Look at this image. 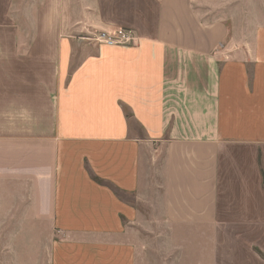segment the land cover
<instances>
[{
  "label": "crops",
  "instance_id": "obj_1",
  "mask_svg": "<svg viewBox=\"0 0 264 264\" xmlns=\"http://www.w3.org/2000/svg\"><path fill=\"white\" fill-rule=\"evenodd\" d=\"M106 1L0 0V264H141L156 223L185 264L232 238L254 264L223 229L264 226V24L234 41L203 19L223 0ZM119 27L136 45L90 35Z\"/></svg>",
  "mask_w": 264,
  "mask_h": 264
},
{
  "label": "rangeland",
  "instance_id": "obj_2",
  "mask_svg": "<svg viewBox=\"0 0 264 264\" xmlns=\"http://www.w3.org/2000/svg\"><path fill=\"white\" fill-rule=\"evenodd\" d=\"M108 2H110L109 11L114 13H122L124 7L128 8L131 6L129 0H107L106 3ZM206 12L204 11V20L221 18L227 21L228 26L230 27L231 39H234V41H243L246 39V36H249L256 30V28L264 24V0H223L222 6L219 9H216V12ZM118 18H127L132 21L135 19L138 21V18H134V16L130 14H125V16L121 15L118 16ZM92 30V34H90L91 36H96V34L100 32L99 29ZM95 31L97 32L95 33ZM146 217L149 219L147 214ZM232 225L231 228L230 226L227 227V224L223 231L227 232V230L229 231L228 228H230L236 233H247L249 235L248 238H251L252 240L243 241L246 243L247 247L248 245L249 247L252 246L251 261H253L254 264H264V251L262 248L256 247L254 244L256 242L255 236L257 234H259L258 236L260 237H264V226H261L260 224L244 223H234ZM144 226L145 227L140 226L143 233V255L141 264H185L184 259L186 261L187 257L182 255L184 253L181 252V248L179 247L180 244L178 242L167 238L166 229L168 227L166 225L156 223L155 226L152 227H149L148 224H145ZM0 230H4V225H1ZM228 240L229 241L226 242L221 241V255L220 258H218V263L243 264V260L249 258L248 250L246 249V255L242 249L238 248V239L232 238ZM2 242L4 241L0 240V248ZM6 242L9 243L10 240H7ZM236 252H238V255H236ZM197 256H201V251H199L198 254L197 251H193L192 249V254L190 253L187 264H210L208 259L201 260L200 257ZM204 256H208V254L205 253V250ZM0 260L7 263L4 255H2ZM7 260H10L12 264H17L13 257H10Z\"/></svg>",
  "mask_w": 264,
  "mask_h": 264
},
{
  "label": "built area",
  "instance_id": "obj_3",
  "mask_svg": "<svg viewBox=\"0 0 264 264\" xmlns=\"http://www.w3.org/2000/svg\"><path fill=\"white\" fill-rule=\"evenodd\" d=\"M94 39L108 45H136L138 34L131 28L119 27L111 30H103L94 36Z\"/></svg>",
  "mask_w": 264,
  "mask_h": 264
}]
</instances>
